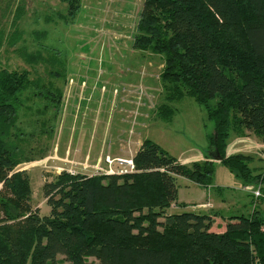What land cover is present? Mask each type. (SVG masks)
<instances>
[{"label":"trees","instance_id":"1","mask_svg":"<svg viewBox=\"0 0 264 264\" xmlns=\"http://www.w3.org/2000/svg\"><path fill=\"white\" fill-rule=\"evenodd\" d=\"M73 2L66 20L78 12ZM25 12L26 0H0V264H57L58 255L71 264H264L261 197L220 229L209 214L167 212L177 177L209 187L217 163L264 193L254 157L226 153L233 136L264 140V0H143L133 47L163 59L165 101L156 115L171 121L169 103L184 96L202 106L214 126L204 158L182 163L144 139L132 172L62 170L45 180L48 214L31 205L30 177L18 166L48 154L67 68L60 50L42 43L45 30L31 31L34 50L17 47ZM9 49L30 68L2 64ZM26 112L29 131L20 125Z\"/></svg>","mask_w":264,"mask_h":264},{"label":"rangeland","instance_id":"2","mask_svg":"<svg viewBox=\"0 0 264 264\" xmlns=\"http://www.w3.org/2000/svg\"><path fill=\"white\" fill-rule=\"evenodd\" d=\"M72 1L79 4V9L73 19L66 20L63 17L67 14V0H26V12L20 22L25 41L17 47L25 45L28 50H34L37 48V42H32L29 36L31 31L45 30L47 35L42 43L60 50L66 62L65 81L58 80V83L63 86L66 104H69V107L73 106L74 100L77 101L76 94L78 99L84 97V101H91L87 103L88 108L85 111L83 108L86 104H81V101L79 103V111L82 107V111L86 112V120L82 126L76 125V136L78 133L82 134L79 135L80 141L75 140L74 146L76 147L75 144L79 143V148L85 152L93 134L91 138L95 139L90 144V148H93L95 152L99 147V140L104 135L103 131L108 129L106 136L109 139L117 137L120 140L130 138L135 141L149 138L177 159L205 150L206 135L213 131L214 126L207 119L202 106L191 97L184 96L178 101L169 103L174 107V116L171 121L162 120L156 115V108L165 101L159 77L163 69V59L159 54L133 47L143 0ZM47 17L50 21H46ZM8 51L1 56L2 64H8L11 68H30L17 57L12 49ZM97 108L100 113L95 122L93 110ZM21 114V127L26 131L31 130L33 115L29 112H26L24 116L23 113ZM93 129L97 131L96 134L93 133ZM65 131L64 129V136ZM235 138V141L231 143V140L229 141L230 148L236 146V143L246 141L247 148H252L251 151L254 149L259 151L260 157L258 156L257 161H263L262 164L259 162L257 164L264 168L262 156L264 147L262 148L259 143L263 141L252 134L239 137V142L237 137ZM51 143L53 144V139ZM230 148H226L227 154V149ZM51 156H55L52 154V147L44 158L18 166V169L28 172L32 185L31 205L39 207L40 214H48L49 211L42 195V184L59 171L55 168L56 166L64 167L54 164L55 158ZM106 157L107 155L102 160L106 163L105 165H108ZM201 158H204V155ZM117 165L114 162L112 167ZM106 170L107 166H104L97 172ZM181 181L183 180L180 179L179 184ZM180 187L181 193H184V187ZM186 191L187 194H191L188 190ZM218 191L222 193L219 194ZM211 196L213 199L220 197L236 202L240 208L239 214H245V208L242 205L251 206L257 201L249 191L243 188L242 181L223 164H216ZM260 197L263 201L258 200L255 207L264 210V193ZM230 210V214L237 213L235 205ZM57 259V264H71L64 260L62 255H58Z\"/></svg>","mask_w":264,"mask_h":264},{"label":"crops","instance_id":"3","mask_svg":"<svg viewBox=\"0 0 264 264\" xmlns=\"http://www.w3.org/2000/svg\"><path fill=\"white\" fill-rule=\"evenodd\" d=\"M82 98L83 99H80V98L78 99V95L76 94L77 101L74 100L75 103L73 104V106L69 107V104L68 105L66 104L65 95L63 93V101L61 104V110L56 118L55 133H54V138H53V144L51 146L52 154H54L55 156H51V157L55 158V160H53L54 164H60V165H63L64 167L56 166L55 168H58L59 171L66 170V171H73V172L93 175V174H97L98 173L97 171L100 170L102 167L107 166L105 165L106 163L102 160L106 155L109 156L111 159L132 158L135 152L137 151V149L139 148L141 142L144 139H137L135 141H132L130 138L126 140H123V139L120 140L117 137H113V138L110 137L109 139L108 136H106V133H108L109 131L108 129H105L103 131L104 135L99 140V147L96 148L95 152H93V148H90V144H92L93 139H95L94 137L91 138L93 134L90 137L91 141L89 142V146L85 150V152H83L79 148V143L75 144L76 147L74 146L75 140L80 141L79 135L82 134V133H78L76 136V133H75V131L77 130L76 125L78 124V126L80 127L84 124L83 122H85L86 120V112H83V111H85V109L88 108L87 103L91 102L90 100L84 101V97ZM80 101L82 102L81 104L83 103L86 104L84 105L83 111H82L81 106H80L81 111H79ZM98 110H99L98 108L93 110V112L95 113V117H93L94 118L93 121L95 122L97 121V117L99 116V113H100L98 112ZM64 129L66 130L65 136H64ZM92 131L94 134L97 133L95 129H93ZM208 134L209 133H207V135ZM207 135H206V139H207ZM249 136L247 137L250 138ZM235 139L236 138L233 136L231 138L230 143L233 140L235 141ZM237 139H240V138L237 137ZM259 140L263 141V142H259L261 143V147L263 148L264 140H261V139ZM245 142L246 141L240 142L238 144L236 143V146H234L233 148H230V143H229L228 144L229 146L227 147V148H230V149H227L228 154L238 153V152L250 154L254 157L253 161L250 164L251 167L259 168V169L262 168L261 165L257 164L258 162L262 164V160L257 161L259 159L258 156L260 155L259 151H256V149L251 151L252 148L251 149L247 148V146H245ZM207 145H208V141H207ZM242 149H244L245 151L244 150L241 151ZM59 151H60V154H58ZM203 153H204V150L202 152L197 151L195 153L188 155L187 157L183 159L181 158L178 160L182 163H189L192 161L202 160L203 158L201 157L203 156ZM217 164H220V163H217ZM59 171L58 172L56 171V174L59 173ZM180 179L183 180L181 181V184H179ZM177 183H178L177 200L175 203L170 205L167 212L178 213L182 211H188L191 208V210L189 211L211 215L212 219L214 220V224L217 225L218 228L220 225L224 223V221L228 220V217L232 215H239L238 211L240 210V208H238L237 206L238 204H236V202H231L229 200H226L224 198H220L217 196H216L217 198H214V199L212 198L211 189H212L213 184L209 187H202L183 177H177ZM180 186L184 187L185 189V191H183L184 193H181ZM186 190H188V192H191V194L190 193L187 194ZM218 192L219 194L222 193L220 191ZM180 203H183L184 205L181 206ZM233 205H235V211L237 212L236 214H230V211H231L230 209H232ZM242 207L245 208L244 211H245V214H247L252 211L253 204H251V206L242 205ZM174 209L176 210L173 212H170V210H174Z\"/></svg>","mask_w":264,"mask_h":264},{"label":"built area","instance_id":"4","mask_svg":"<svg viewBox=\"0 0 264 264\" xmlns=\"http://www.w3.org/2000/svg\"><path fill=\"white\" fill-rule=\"evenodd\" d=\"M239 142V139H238ZM264 157V155H262ZM106 162L108 163L107 165V170L104 171L105 173L112 174V173H117V174H123V173H128L132 172L135 170V166L133 163L132 158H115V159H110L108 156L106 157ZM116 162L118 165L117 167H112V164ZM102 169V168H101ZM100 169V170H101ZM73 172V171H70ZM245 190L249 191L254 199L259 198L262 193H261V188L260 186H244L243 187Z\"/></svg>","mask_w":264,"mask_h":264},{"label":"water","instance_id":"5","mask_svg":"<svg viewBox=\"0 0 264 264\" xmlns=\"http://www.w3.org/2000/svg\"><path fill=\"white\" fill-rule=\"evenodd\" d=\"M220 159L218 158V159H216V161H219Z\"/></svg>","mask_w":264,"mask_h":264}]
</instances>
